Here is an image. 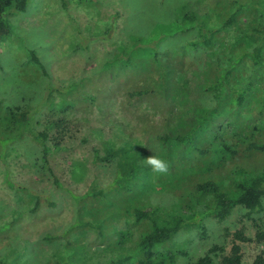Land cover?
Wrapping results in <instances>:
<instances>
[{"label":"trees","instance_id":"trees-1","mask_svg":"<svg viewBox=\"0 0 264 264\" xmlns=\"http://www.w3.org/2000/svg\"><path fill=\"white\" fill-rule=\"evenodd\" d=\"M215 2L223 8L219 26H210L208 15H199L188 3L181 4L175 9L173 22L155 37L135 35L128 49H121L110 59V67L118 69L120 75L152 73L149 84L130 97L154 99L155 105L169 111L174 121L165 123L164 133L152 135L144 150L107 147L102 154L94 147V163L116 162V171L106 187L92 186L84 194L70 193L80 205L78 216L88 208L91 212L89 219L77 216L64 232L70 248L81 245L79 234L91 229L100 242H109L115 248L103 264H182L184 260L186 264H249L244 262L242 244L264 243V227L254 216L263 207L264 162H250L264 159V0ZM34 3L0 0L1 42L12 35L11 17L30 11ZM246 15L250 17L245 23L242 19ZM231 28L233 40L227 41L225 34L229 35ZM188 34H195L196 39L176 49L177 39ZM202 52H206L207 60L196 72L201 90L191 101L190 80L183 79L180 72L186 54H194L193 62H197L196 56ZM27 61L49 76L34 50H29ZM252 75L254 78H250ZM54 89L51 81L47 82L46 100L51 106ZM76 105V100H69L60 108L66 111ZM2 110L0 102V120H8L5 129H0V144L6 147L29 133L40 144L54 185L66 190L49 163L51 130L63 119L47 120L40 130L39 110L20 106ZM12 131L13 137H9ZM149 148L168 162L166 173H156L144 162L154 155ZM157 183L167 193L162 204L152 196ZM8 184L15 187L11 181ZM40 201L36 197L35 207ZM86 201L91 206H86ZM236 212L254 222V236L243 229L224 227ZM216 225L224 227L230 237V253L223 254L225 244L214 243L205 254L193 258L189 250L192 242L209 237ZM11 226L1 227L0 232ZM71 234H77L73 241L68 239ZM252 264H264V254L257 255Z\"/></svg>","mask_w":264,"mask_h":264},{"label":"rangeland","instance_id":"rangeland-1","mask_svg":"<svg viewBox=\"0 0 264 264\" xmlns=\"http://www.w3.org/2000/svg\"><path fill=\"white\" fill-rule=\"evenodd\" d=\"M185 3L199 15H208L210 26L220 25L223 8L215 6V0H35L30 11L11 17L12 35L0 41L2 112L5 107L17 106L39 110L40 130L47 120L63 119L51 130L49 163L66 190L54 185L40 144L29 133L6 147L0 144V228L12 224L9 230L0 232V262L56 264L85 260L84 264H103L113 255L111 243L100 242L91 229L79 234L83 242L77 248L67 245L63 234L80 208L70 193L84 194L92 186L106 187L112 181L116 162L95 164L94 147L102 154L107 147L144 150L152 135L164 133L165 123H173L170 112L157 107L154 99L130 97L149 84L152 73L120 75L109 61L116 52L128 49L135 35L155 37L173 22L175 9ZM249 17H243V22ZM225 35L227 41H232V28ZM195 39V34L182 35L175 48ZM29 50L42 58L49 76L35 64H28ZM193 57L186 54L180 72L183 79L190 80L191 101L199 96L196 72L207 55H197V62ZM49 81L55 87L51 97L54 106L46 100ZM69 100H76V107L61 111L60 104ZM5 118L0 120V129L8 123ZM262 124L260 120L258 125ZM12 135L13 131L9 132L8 136ZM250 162L260 165L264 159ZM8 181L15 187H10ZM155 187L152 196L162 204L167 193L160 184ZM38 196L40 206L35 207ZM84 204L89 205L87 201ZM80 215L89 219L91 212L88 208ZM254 216L264 227V200ZM224 224L232 231L243 229L248 236H254L257 230L242 212H236ZM223 228L213 226L209 237L192 242V257L205 254L214 243L225 244L223 254L230 253V237ZM76 235L68 239L73 241ZM242 247L245 263L252 264L257 255L264 254V243H245Z\"/></svg>","mask_w":264,"mask_h":264},{"label":"clouds","instance_id":"clouds-1","mask_svg":"<svg viewBox=\"0 0 264 264\" xmlns=\"http://www.w3.org/2000/svg\"><path fill=\"white\" fill-rule=\"evenodd\" d=\"M149 149L152 151V153H154V155L145 158L144 162L151 167L152 171L159 174L166 173L168 171V162L156 154L153 149Z\"/></svg>","mask_w":264,"mask_h":264}]
</instances>
